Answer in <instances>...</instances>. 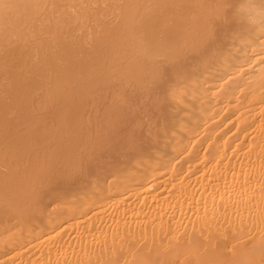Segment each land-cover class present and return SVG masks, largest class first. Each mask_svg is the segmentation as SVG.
Masks as SVG:
<instances>
[{
	"label": "bare ground",
	"instance_id": "6f19581e",
	"mask_svg": "<svg viewBox=\"0 0 264 264\" xmlns=\"http://www.w3.org/2000/svg\"><path fill=\"white\" fill-rule=\"evenodd\" d=\"M0 157V264H264V0H0Z\"/></svg>",
	"mask_w": 264,
	"mask_h": 264
},
{
	"label": "rangeland",
	"instance_id": "374dc122",
	"mask_svg": "<svg viewBox=\"0 0 264 264\" xmlns=\"http://www.w3.org/2000/svg\"><path fill=\"white\" fill-rule=\"evenodd\" d=\"M226 10H227V9H226ZM226 10H225V11H226ZM225 11H223V12H225ZM223 12H221V13H223ZM221 13H220V14H221ZM226 13H228V14L230 13V17H229V18H231L232 15H233V13H231L230 9H229L228 11H226ZM226 13H225V14H226ZM220 14H219V15H220ZM226 15H227V14H226ZM227 16H228V15H227ZM227 16H225V17L228 18ZM218 17H219L220 19L223 20V21H222V20H221V21L219 20L220 24H221L222 22H223L224 24L222 23V25L220 26L219 23L217 24L218 20L215 18L217 21L215 22V19H214L213 21H214L216 24H215L214 22H212V25H213V24L215 25V26L213 25L214 28H213V27H210V28H212V29L209 28V29L211 30V33H212V35H210V34H209V35H210V36H213V37H210V38H211V39H213V38L216 39V40H217V41H216V44H215V41H212V40L209 41V40H207L206 38H205V39L203 38V40H205V42H206V40L209 41V42H207L208 44L206 43L207 46H205V45L203 46V44H204L205 42L201 40V41H202V45H201V42L199 41L197 44H198V45L200 44V45H199L200 47H198L197 44H196V45H197V48H196V46H195L196 49H199V48H200V49H199L200 52H196L195 49L193 50V51L195 52V55L197 54V56H198V53H200V54H199V57H198V58H200V59H201L202 56H203V58H204V57H205V58H208L209 54L211 55L212 52L215 51L214 53H216L218 50H220V48L224 46L223 44L227 41L226 39L230 38V37H229V36H231V32H230V31H232V30L235 31V28L238 29V23H237L236 26H234V24H236V22L233 21V20H234L233 17H232V21H233V23H234V24H233L234 27H232V29H230L232 25L229 24L228 27H230V28H229L230 30H227L228 28L226 29V25L228 24V22H226V24H225V22H224V18H225L224 15H222V18H221L220 16H218ZM226 18H225V19H226ZM226 20H227V21H228V20L230 21L231 19H226ZM226 20H225V21H226ZM106 21H107V20H106ZM208 22H209V21H208ZM229 23H231V22H229ZM208 25L211 26L210 22H209ZM208 25H207V23H206V27H207V28H208ZM230 25H231V26H230ZM216 26H217V28H216ZM218 26H219V27H218ZM224 26H225V28H224ZM207 28H206V29H207ZM233 28H234V29H233ZM209 29H207V30H209ZM207 30H206V31H207ZM212 30H213L215 33H214ZM228 31H229V32H228ZM234 31H233V32H234ZM204 32H205V30H204ZM226 32H228L229 35H226V34H225ZM233 32H232V34H234ZM207 33H208V32H207ZM207 33H206V34H207ZM209 33H210V32H209ZM213 33H214V34H213ZM203 35H205V34H203ZM203 35H202V36H203ZM209 35H208V37H209ZM225 35H226V36H225ZM227 36H228V38H227ZM206 37H207V35H206ZM208 37H207V38H208ZM223 37L226 38V39H225L224 41H223V40L220 41L221 39H223ZM210 38H208V39H210ZM201 39H202V38H201ZM89 40H90V39H89ZM87 41H88V40H87ZM87 41H86V42H87ZM91 41H94V40H90L88 43H86V42H84V41H83V42H84V45H85V43H86V45L88 46V45L92 44ZM221 42H222V43H221ZM95 43H96V42H95ZM211 43H214V44H215V45H214L215 48H217L218 50H217V49H213L214 46H213V44L211 45ZM220 43H221V44H220ZM81 45H82V42H81ZM94 45H95V44H94ZM208 45H209V46H208ZM210 45H211V46H210ZM218 45H221V47H219ZM202 46H203V47H202ZM216 46H217V47H216ZM84 47H85V46H84ZM201 47H202V48H201ZM204 47H205V48H204ZM207 47H208V48L210 47V48H209V51H207V50H208ZM90 48L93 49V48H95V47H92V45H91L90 47H88L89 51H90ZM4 49H5V48H4ZM6 49H7V48H6ZM82 49H83V48H82ZM92 49H91V52H92ZM201 49H203V52L201 51ZM205 49H206V50H205ZM210 49L212 50L211 52H210ZM83 50H84V49H83ZM204 50H205V51H204ZM216 50H217V51H216ZM86 51H87V48H86ZM197 51H198V50H197ZM83 52H84V51H83ZM204 52H205V53L207 52V54H204ZM201 53H203V55H201ZM214 53H213V54H214ZM182 54H183V55H187L188 52H187V54H186V53L184 54V52H183ZM190 54H191V55H190ZM190 54H189V55H190L191 57H189V56L187 55V57H188V60H187V61H189V62H187L186 60H183V59H182V55H181V59H179V61L182 60L181 62L184 63V64H182L181 62L175 61V63H174V67H176V65H177V67H178V64H179V63H180V64H179L180 67H181V65H182V67H184V65H186V64H190V63H196V64H193V65H197V64L199 63L200 59L198 60V59L196 58L197 56H195L194 53H192V51H190ZM193 55H194V57H195V61H194V57H193ZM200 55H201V56H200ZM204 55H206V56H204ZM207 55H208V56H207ZM187 57L185 56V57H183V58H186V59H187ZM192 57H193V58H192ZM191 58H192V61H191ZM203 58H202V59H203ZM197 60H198V61H197ZM185 61H186V62H185ZM176 62H178V64H176ZM175 64H176V65H175ZM168 65H171L172 68H169L170 66H168ZM190 65L192 66V64H190ZM166 66H167V67H166ZM177 67H176V69H179V68H177ZM182 67H181V68H182ZM165 68L168 70V75H170V74L172 73V72H169L171 69H175V68H173L172 63H171V64H165ZM171 71H172V70H171ZM37 97H38V94H37V96H36V99H37L36 101H38L40 98H42L41 96H40L39 98H37ZM40 100H41V99H40ZM32 113L36 114V111H35V112H32ZM37 113H38V112H37ZM39 114L41 115V114H43V113H40V112H39L37 115L39 116ZM37 115H34V117H36ZM32 116H33V114H32ZM34 117H33V118H34ZM37 118H38V117H37ZM12 120H13V119H12ZM19 120H20V119H19ZM21 121H23V120H21ZM142 126H144V125H142ZM142 126H141L142 129H143V128H146V126H144V127H142ZM131 127H132V126H131ZM134 127H135V126H134ZM20 128H22V126H20V127L18 128V130H19ZM130 129H131V128H130ZM139 129H140V128H139ZM131 130H132V129H131ZM136 131H138V130H136ZM133 132H135V130H132V133H131V136H132V137L129 135L130 138H133V137L136 138V137H137V134H138V133L135 132V133H137V134H134ZM132 134H133V135H136V137L133 136ZM106 135H107V134H106ZM106 135H104L106 139H104L103 136H102V138H103L104 140H101V141H100V140L98 139V142L100 141V143H101V144L99 143V145H100V146H104L105 148H101V147L99 146L101 150H100V149H97L98 146H97V144H96V148H95L96 150H92L93 152H91L90 149H91L94 145H93L90 149L88 148L90 151H89L88 153H86L87 155H85V153H82V157L80 156L81 159H82V161H81V159H79V161H81V162H80V163H81V166H80V163H78L79 166H80L81 168H79L78 171H77V169H73V170H72L71 167H69L71 171H69V169L67 168V169H68V172L66 171V169H65V171H63L64 169H63V168L61 169V167H60V169H61L62 171H61L60 169H59V171H58V169H57V170H53L52 168L49 169L47 166H43L42 164H35V163H33V165H31L32 162H31L30 164H28L29 161H30L31 159H29V161H28L27 159H25V162H27L26 164H28V165L24 164V161H23V160H19L20 163H18L19 161L17 162L19 165H18V166H15V167H18L17 169H18L19 171H17V172H18V174L21 175V176H19V175L16 174L17 176H15V178H16L15 181H16L17 184L15 183L14 185H21V183H22V185H24L25 182H24L23 180H25V179L28 180V178H31V176H32L33 179H34L33 181H34V185H36V188L39 187V185H40V188H39V189H40L41 191L39 190V193H41V194L44 195V194H46V193L48 194V192H50L54 187H55V188L63 187L62 185H64V187H65V186H67V185H71V184L75 183L76 179H77V178L80 179V177L83 176L84 173H85L87 170H88V171H87L86 173H88L89 171H91L92 168H93V166H95L96 164H100V162L102 163V161H103V163H104V162H107V160H106L107 158H109V160H112V157L115 156L116 154H117V155H118V154L120 155V153H117V152H120V151L126 149V147H124V145H125V144L128 145V143H126V142H127V137H126V138H122V137H125V135H124V136L122 135V136L119 138V139H120V143H121V144H119L120 147H119L118 144H117V143H119V140L117 139V137H116L115 139H113V138H114V137H113V138H112V141H111L110 139H111L112 136H108V135H107V137H106ZM95 138H96V136H95ZM107 138H108V139H107ZM93 139H94V136H93ZM124 139H126V140H124ZM128 139H129V138H128ZM114 140H117L118 142H117V141H114ZM123 140H124V141H123ZM92 141H93V140H92ZM113 141H114V143H113ZM104 142H105V143H104ZM106 142H107V143H106ZM115 142H116V143H115ZM124 142H125V143H124ZM90 143H91V142H90ZM103 144H106V146L109 145V146H108V149H106L107 147H106L105 145H103ZM114 144H115V145L117 144L116 148L114 147V146H115ZM121 145H122V146H121ZM127 145H125V146H127ZM112 146H113V147H112ZM99 147H98V148H99ZM118 147H119V151L117 150ZM110 148H111V150L114 148V149H116L117 151H115L114 149L111 151V150H109ZM121 148H123V149H121ZM88 149H87V151H88ZM103 149H105V151H104ZM106 150H107V151H106ZM108 150H109V152H108ZM87 151H85V152H87ZM90 152H91V155L89 156L88 154H89ZM96 152H97V153H96ZM104 152H105V153H104ZM106 152H107L109 155H108ZM112 152H113L114 155L112 154ZM83 154L85 155L84 158H83ZM110 154L113 155L111 158L109 157ZM92 155H93V156H92ZM95 155H96V157H95ZM119 155H118V156H119ZM106 156H107V157H106ZM80 157H79V158H80ZM88 157H89V158H88ZM104 157H105V158H104ZM4 158H5V157H4ZM4 158H3V159H4ZM99 158H100V159H99ZM103 158H104V159H103ZM113 158H115V157H113ZM3 159L0 157V164H1L0 166L2 167V168H0V178H1V177H4V176H8V175L10 174V172H9L10 169L8 170L9 167H8L6 164H4L6 161H5V162H4V161H1V160H3ZM98 159H99V161H98ZM90 160H92L93 162L90 161ZM109 160H108V161H109ZM77 161H78V160H77ZM77 161H75V162H77ZM79 161H78V162H79ZM85 161H86V162H85ZM7 162H8V161H7ZM15 162H16V161H15ZM75 162H74V163H75ZM96 162H97V163H96ZM21 163L24 164V165H22ZM9 164H10V163H9ZM13 165H14V163H13ZM15 165H17V164H15ZM20 165H22V166H20ZM30 165H31L33 168H32ZM86 165H87V166H86ZM88 165H89V166H88ZM90 165H91V166H90ZM25 166H27V167L25 168ZM28 166H29L30 168H28ZM39 166H42V167H40L41 169L46 168L45 171H46L47 174L45 173L44 169H43V171H42V170L39 168ZM73 166H74V165H73ZM76 166H77V165H76ZM12 167H14V166H12ZM22 167H23V168H22ZM88 167H89V168H88ZM91 167H92V168H91ZM19 168H20V169H19ZM21 168H22V170H21ZM37 168H38V169H37ZM74 168H75V167H74ZM90 168H91V169H90ZM2 169H3V170H2ZM23 169H24V170H23ZM26 169H28V170L31 169V171H28V170H26ZM36 169H37V170H36ZM25 170H26V171H25ZM51 170H53V171H51ZM79 170H81V171H79ZM85 170H86V171H85ZM2 171H3V172H2ZM6 171H7V172H6ZM32 171H33V172L35 171V172H34L35 175L31 174V173H33ZM41 171H42L43 173H42ZM48 171H49L50 173H49ZM57 171H58V173H56ZM83 171H84V172H83ZM4 172H5V173H4ZM17 172H16V173H17ZM20 172H21V173H20ZM59 172H60V173H59ZM63 172H64V174H63ZM37 173H38V174H37ZM40 173H42V177H41V175L39 176ZM51 173H52V175H50ZM72 173H73V174H72ZM79 173H80V174H79ZM14 174H15V172H14ZM45 174H46V175H45ZM65 174H66V175H65ZM71 174H72V175H71ZM3 175H4V176H3ZM48 175H50L52 178H51L50 176H48ZM53 175H54V176L56 175V176L54 177ZM61 175H62V177H61ZM64 175H65V176H64ZM70 175H71V176H70ZM18 176H19V177H18ZM29 176H30V177H29ZM37 176H38V177H37ZM43 176H46V177L44 178V179L46 180V181L44 180L45 182H43ZM47 176H48L50 179L47 178ZM57 176H58V177H57ZM59 176H60V177H59ZM56 177H57V178H56ZM15 178H14V179H15ZM37 178H38V181H39V182L36 181V183H37V184H36V183H35V179H37ZM67 178H68V179H67ZM40 179H42V180H40ZM48 179H49V180H48ZM69 179H70V180H69ZM18 180H19V181H18ZM20 180H21V181H20ZM47 180H48V181H47ZM56 180H57V182H59V183H57ZM59 180H60V181H59ZM64 180H65V181H64ZM17 181H18V182H17ZM22 181L24 182V184H23ZM25 181H26V180H25ZM50 182H52V185H51ZM65 182H66V183L68 182V183L66 184ZM69 182H70V184H69ZM18 183H19V184H18ZM48 183L50 184V187H49V184H48ZM64 183H65L66 185H65ZM47 184H48V185H47ZM37 185H38V186H37ZM45 185H46L47 187H46ZM54 185H55V186H54ZM59 185H60V186H59ZM52 186H53V187H52ZM56 186H57V187H56ZM72 186H73V185H72ZM41 188H42V189H41ZM55 188H54V189H55ZM50 189H51V190H50ZM36 190H37V189H36ZM43 190H44V191H43ZM47 191H48V192H47ZM52 191H53V190H52ZM37 192H38V191H37ZM44 192H45V193H44Z\"/></svg>",
	"mask_w": 264,
	"mask_h": 264
}]
</instances>
